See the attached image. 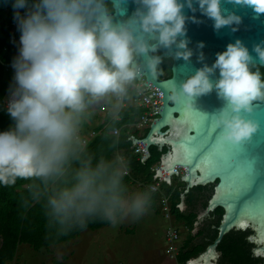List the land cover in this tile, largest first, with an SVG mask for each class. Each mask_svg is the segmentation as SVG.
Wrapping results in <instances>:
<instances>
[{"label": "clouds", "instance_id": "1", "mask_svg": "<svg viewBox=\"0 0 264 264\" xmlns=\"http://www.w3.org/2000/svg\"><path fill=\"white\" fill-rule=\"evenodd\" d=\"M132 2L136 8L127 15V0H122L119 19L106 0H33L30 7L28 0H14L12 5L20 47L6 107L13 123L0 132V184L31 181L33 191L48 193L47 207L62 222L83 227L86 218L96 215L116 223L122 216L146 213L147 189L129 194L122 169L105 161L93 166L86 156L85 121L94 105L127 97L144 68L155 75L161 57L152 53L174 48L176 59H190L186 21H198L186 16L185 8L199 10L217 31L231 27L236 32L242 23L222 7V0ZM227 2L264 14V0ZM252 51L255 57L239 39L229 43L211 66L197 69L170 96L193 106L215 90L223 101L213 114L215 125L224 142L237 146L250 142L261 127L245 115L254 111V102H264V79L259 70H250L256 59L264 64V47L256 44ZM198 59L203 61L202 52ZM217 70L219 78L212 80Z\"/></svg>", "mask_w": 264, "mask_h": 264}, {"label": "water", "instance_id": "2", "mask_svg": "<svg viewBox=\"0 0 264 264\" xmlns=\"http://www.w3.org/2000/svg\"><path fill=\"white\" fill-rule=\"evenodd\" d=\"M111 3L112 12L117 19L123 11L122 0H107ZM14 0H0V9H8ZM32 1L28 0L29 7ZM222 7L229 12H235L242 18L238 31L233 32L231 27L215 30L213 21L203 16L199 10L195 13L185 8V15L195 16L198 22L191 19L186 21V39L192 56L188 61L176 59L173 52L161 49L152 55L169 59V77L159 78L156 69L155 75L148 73L144 68L143 74L137 79H144L146 87L153 85L161 92V105L155 113L157 116L150 123L143 138L136 139L132 135V143L137 142L143 149V162L150 154L147 147L158 146L167 150L161 157V166L155 171L156 175L167 179L173 172L177 174L176 165L183 166L180 179L185 182V193L196 185L212 186L211 194L204 209L205 213L220 206L223 214L217 226V236L211 247L216 246L224 234L232 229L251 230L249 238L252 241L251 253L262 257L264 264V102H254V111L247 118L258 121L261 125L252 140L244 145H232L222 140V130L215 125L214 113L222 106L223 101L213 90L207 95L197 98L196 105L189 106L183 101L173 102L170 99L173 89L204 64L211 66L216 54L226 50L229 43L237 39L252 51L253 46L261 44L264 47V14L257 15L248 6L235 5L222 0ZM136 5L127 0V15H131ZM24 12L21 13L23 15ZM203 43V48H200ZM203 53L204 59L198 57ZM160 61V62H161ZM254 66L264 68L258 59ZM251 67V66H250ZM219 78V71L211 77ZM186 161V162H183ZM183 203V202H182ZM182 203H179V208ZM208 253H199L195 261L200 264H214L210 257L216 259L220 253L208 250ZM214 258V259H215ZM215 261V260H214Z\"/></svg>", "mask_w": 264, "mask_h": 264}, {"label": "trees", "instance_id": "3", "mask_svg": "<svg viewBox=\"0 0 264 264\" xmlns=\"http://www.w3.org/2000/svg\"><path fill=\"white\" fill-rule=\"evenodd\" d=\"M108 10L112 8L107 3ZM21 13L24 9L20 10ZM20 32L18 22L14 18V9H0V132L9 129L13 123L6 111L4 99L10 91L13 83L14 68L12 62L19 52ZM171 61L163 59L157 65L159 75L166 73L170 75ZM250 70H259L261 79H264V68L251 66ZM168 73V74H167ZM160 77V76H159ZM133 90L129 88L128 96L123 100L127 107L118 110V118L107 121L104 125L95 128V135L87 138L86 156H90L95 166L101 161L111 162V167L119 169L118 155L124 158V167L129 170L128 175L123 176L124 184L141 182L140 189H147L151 193L150 205L159 212L156 202L162 194L168 196L171 215L176 223L182 224L187 231L191 230L196 220L198 207L205 208L207 200L212 191V186L196 185L185 193L184 202L188 209H180L181 194L185 189V182L180 177L174 176L171 183H162L159 191H150L148 185L153 181L152 167L160 161L161 155L166 152V146L161 149L156 145L149 147V157L140 161L131 148L129 134L138 131L131 126L143 113L144 109L132 104ZM118 127L119 135H113L110 131ZM149 126L145 129L143 136L147 133ZM85 136V135H84ZM32 182L17 179L15 184H0V264H10L13 261L18 244L26 243L34 250L47 249L51 245L73 239L85 228L96 229L110 223L109 220L99 215L86 218L85 226L73 224L71 221L62 222L61 218L52 213L46 204L48 193L42 192L31 186ZM51 189H49L50 191ZM33 193V194H32ZM33 195L39 199L33 198ZM223 214V209L218 206L211 213L207 221L215 226ZM248 230V229H247ZM218 230H212L210 240L217 236ZM249 231L232 229L224 234L217 244L220 252L218 264H261L262 257L250 253L251 244L245 239ZM187 238L179 248L177 262L182 263L189 258L197 256L200 247L189 248L193 235L187 233ZM52 264H60L59 260H53Z\"/></svg>", "mask_w": 264, "mask_h": 264}, {"label": "crops", "instance_id": "4", "mask_svg": "<svg viewBox=\"0 0 264 264\" xmlns=\"http://www.w3.org/2000/svg\"><path fill=\"white\" fill-rule=\"evenodd\" d=\"M113 101H101L100 103L93 106L91 112H94L95 115L102 116V119L100 121H96L93 123V126L85 125L83 126V135L84 137L91 138L93 137L91 135V132H95V128L104 125L107 121L113 118H118V110L121 109V103H112ZM120 102V101H119ZM110 104V106L108 105ZM109 106V107H108ZM117 106V107H116ZM125 107H127V104L125 103ZM89 121V120H88ZM91 122V121H89ZM144 132H142L139 136L143 135ZM95 135V134H94ZM135 136H138L134 134ZM119 162V169H124V158L120 155L117 157ZM127 191L129 194L141 191L140 187L133 181L127 186ZM185 196L181 197V207L180 209H188L185 202H184ZM157 207H159V203L156 202ZM205 208L198 207L196 210L197 216L196 220L194 222L193 227L191 230L187 231V229L179 223H176L180 230V243L181 246L184 242V240L187 238V233L189 232L191 235H193V239L190 243L189 248H196L200 247L201 250L198 253H208V250H213L215 253H220L217 250V244L214 247H211L212 243L214 242V239L210 240V234L212 233V230L217 229V226L214 224H211L208 220L210 217V213H205ZM165 219L162 217L160 211L157 212L154 207L149 205L146 213L139 218H133L131 216H122L116 223H108L107 225H104L100 228L96 229H89L85 228L79 232L78 235H76L73 239L65 242H60L57 245H59L58 252H59V261L61 264H111L112 257H106L104 253L111 255V253H128V248L131 247V244H128L129 238L132 239L131 236H134L137 232L142 231H150L154 230V227L156 224H159L160 222H163ZM171 224L174 223L173 217L171 220H169ZM167 222V221H166ZM142 228V229H141ZM162 231H160L161 233ZM164 233L162 234V238L164 239ZM118 235L119 238L116 239L118 241V244L114 246V250L112 248V251L109 249L101 250H95L102 246L103 243L107 241V239L114 237V235ZM150 237L146 236L143 241V246L148 250L145 253H155V256L152 257L150 260H148L144 264H177V261L169 259L165 255V246L166 241L162 242V247H158L154 250H149V247L147 246L148 241ZM245 239L248 243L251 244L252 247V241L249 238V236H245ZM165 240V239H164ZM115 241V242H116ZM26 243H20L17 246L15 257L13 261L10 262V264H46V262H42L46 260V256L49 258V264L51 262L53 263V260L55 259V253L52 252L53 247H48L47 249H40L33 252L36 253H18L21 249V245ZM142 245V243H141ZM211 245V246H210ZM0 246H1V238H0ZM30 246V245H29ZM31 247V246H30ZM29 247V248H30ZM155 247V246H154ZM251 247H250V253H251ZM67 250L73 252V253H67ZM50 251V253L48 252ZM22 252H27V249H22ZM40 252H46V253H40ZM76 252V253H74ZM141 253V252H137ZM40 256H37V255ZM58 254V253H56ZM93 254H96L98 256L93 257ZM41 255L43 259H41ZM258 256V255H256ZM219 257V256H218ZM215 257H210L209 260H213L214 264H218V258L214 259ZM215 260V261H214ZM143 264V263H142Z\"/></svg>", "mask_w": 264, "mask_h": 264}, {"label": "built area", "instance_id": "5", "mask_svg": "<svg viewBox=\"0 0 264 264\" xmlns=\"http://www.w3.org/2000/svg\"><path fill=\"white\" fill-rule=\"evenodd\" d=\"M130 88L133 90L132 104L144 109L143 113L137 118L135 123L131 124V126L135 127L137 130H140L141 128L144 129L148 127L150 123L153 121V119L157 116V113L155 112L158 111L162 103L160 100L161 92L153 85H150L147 88L143 78H141L140 80H136L134 85L131 86ZM8 97H9V92L7 93L6 98L4 99V104L6 107H7ZM120 103H121V106H124L126 102L122 99L120 100ZM110 133L113 135H119L120 129L118 127H115L110 131ZM94 134L95 132L92 131L91 135L93 136ZM131 135L135 137L136 139L143 138V135L135 136L134 134H129V137ZM130 140H131V148L133 150V153L136 154L137 157L141 161V158L144 154L142 147L137 142L132 143V139ZM147 149L149 152V147H147ZM160 166H161V161L158 162V165H154V167H152L153 176L155 174V171ZM175 167L178 172L177 174L173 172L169 175L170 183H171V179L173 176H180L183 173V170H182L183 167H180L179 165H176ZM123 172H124V175H128L129 170L127 168H124ZM163 182L170 184L166 178L163 179L160 175H156L155 179L148 185V187L150 191L156 192V191H159L160 185ZM136 184L138 186H141V182H137ZM158 203H159V210H160L162 217L166 220H171L172 215L170 211V204H169L168 196L161 193ZM178 206L180 205L178 204ZM165 241H166L165 255L169 259L177 261V255L179 253V248H180V245H179L180 233L173 224H171V226H169L166 229ZM177 264H200V263L196 262L195 258H189L182 263L177 262ZM261 264H263V262Z\"/></svg>", "mask_w": 264, "mask_h": 264}, {"label": "rangeland", "instance_id": "6", "mask_svg": "<svg viewBox=\"0 0 264 264\" xmlns=\"http://www.w3.org/2000/svg\"><path fill=\"white\" fill-rule=\"evenodd\" d=\"M25 11L26 10L24 9V12ZM159 76H160L159 78H165V76H168V75H166V73H162ZM110 101H113L112 103H115V101L118 104L120 103L115 98H112ZM108 105L110 106V104H108ZM124 107H125V105L121 106V108H124ZM101 119H102V116L95 115L94 112H91L90 118L88 119L91 122L86 120L83 126H85V125L93 126L94 122L100 121ZM146 128H144V129L141 128L140 130H138L136 132V135L139 136L142 132L145 131ZM156 165H158V163ZM176 177H180V176H176ZM210 192L211 191H209V193ZM173 225L177 228V230L180 233L179 227L177 226L175 221H174ZM169 226H171L170 221L165 219L163 222H160L159 224L155 225L153 232H152V230L145 232L144 229L141 228L142 231H139L134 236H131L132 239L129 238L128 244L129 245L131 244V247L128 248V253H125V254L124 253H111V255H108L106 253H104V254H105L106 257H112L111 264H142V263L144 264L148 260H150L152 257H154L155 253H145L148 250L143 246V241L142 240L146 236H148V238L150 237V239L148 241V244H147V246L149 247V250L157 249L159 246L162 247V242L165 241L164 240L165 239V233H164V239L161 236H162L164 231L166 232V229ZM243 230L244 231H249L250 235L252 233L251 230H246V229H243ZM160 231H162V232L160 233ZM249 234H247V236H249ZM117 238H119V236L116 234V235H114V237L107 239V241L105 243H103L101 247H99V248H97L95 250L96 251L97 250L103 251L104 249H109L110 251H112V248L118 244V241H116ZM141 243H142V245H141ZM29 247L30 246L28 244H22L21 247H20L21 249L19 250L18 253H36V252H33V251H36V250H34L32 247H30V248ZM49 247H53L52 248L53 250H52L51 253H55V257H54L55 259L54 260H60L59 259V252H58L59 245L56 244V245H51ZM22 249H27V252H22ZM113 250H114V248H113ZM48 252L50 253V251H48ZM137 252H141V253H137ZM40 253H46V252H40ZM56 253H58V254H56ZM67 253H73V252L67 250ZM74 253H76V252H74ZM37 256H40V255L38 254ZM96 256H98V255L93 254V257H96ZM41 259H43L42 255H41ZM42 262L43 263L46 262V264H49L48 256H46V260L44 261V259H43ZM59 263L61 264L60 261H59ZM51 264H52V262H51Z\"/></svg>", "mask_w": 264, "mask_h": 264}, {"label": "flooded vegetation", "instance_id": "7", "mask_svg": "<svg viewBox=\"0 0 264 264\" xmlns=\"http://www.w3.org/2000/svg\"><path fill=\"white\" fill-rule=\"evenodd\" d=\"M32 1V3H33V0H31ZM107 3H109L110 4V6H111V3L110 2H108L107 0H106V7H107ZM111 8H112V6H111ZM107 9H108V7H107ZM113 10V9H112ZM112 10L111 11H109V12H112Z\"/></svg>", "mask_w": 264, "mask_h": 264}, {"label": "bare ground", "instance_id": "8", "mask_svg": "<svg viewBox=\"0 0 264 264\" xmlns=\"http://www.w3.org/2000/svg\"><path fill=\"white\" fill-rule=\"evenodd\" d=\"M180 166V165H179ZM180 167H183V166H180Z\"/></svg>", "mask_w": 264, "mask_h": 264}, {"label": "snow or ice", "instance_id": "9", "mask_svg": "<svg viewBox=\"0 0 264 264\" xmlns=\"http://www.w3.org/2000/svg\"><path fill=\"white\" fill-rule=\"evenodd\" d=\"M183 162H186V161H183Z\"/></svg>", "mask_w": 264, "mask_h": 264}]
</instances>
